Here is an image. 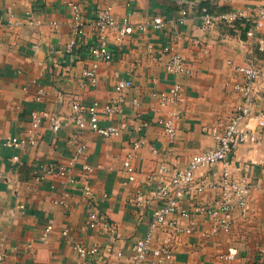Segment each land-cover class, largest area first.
Listing matches in <instances>:
<instances>
[{"label":"crops","instance_id":"1","mask_svg":"<svg viewBox=\"0 0 264 264\" xmlns=\"http://www.w3.org/2000/svg\"><path fill=\"white\" fill-rule=\"evenodd\" d=\"M70 2L80 3L88 21L100 9L111 6L119 23H151L160 16L165 27L148 25L146 31L120 39L117 31H111L109 48L114 57L97 62L88 52L90 45L98 44L88 24L87 44L73 50V58L67 51L72 39ZM259 3L261 0H0V139L24 134L34 111L64 117L59 132L42 121L37 146L26 143L19 149L0 148V264H80L77 243L101 248L93 264H131L133 247L146 234L156 207L155 202L152 207L137 206L136 190L148 188V178L160 164H167L170 171L184 169L193 155L215 145L204 127H223L241 102L234 85L242 82V75L233 65H244L254 58L264 67V50L259 49L256 39L246 36L248 27H204L202 9L253 12ZM183 8L189 15L181 24ZM257 37L264 39V22ZM172 46L185 62L184 71L178 74L166 67L171 54L165 48ZM95 62L97 86L82 85L83 71ZM121 80L132 84L122 93V110L100 117L101 126L118 127L121 133L104 138L78 129L73 103H109L119 96L116 86ZM176 85L182 87L177 101L163 103L161 94ZM257 88L256 112L264 110V75ZM40 89L44 94L36 100ZM163 120H172L173 139L165 132ZM252 125L256 123L252 121ZM136 141L144 143L134 151ZM79 144L86 145V151L70 165ZM129 154H133L137 169L134 182L127 180L123 170ZM231 157L252 183L248 212L235 211L229 232L214 233V222L202 216L194 220L191 233L154 231L152 246L163 242L172 245V264H248L241 260L243 255L258 264L264 237L250 255L238 247V241L254 239L255 231L264 236V129L257 143L240 145ZM48 165L66 166L67 176L54 174L36 180L35 170ZM84 165L91 170L85 171ZM222 170L220 163L200 168L195 184L219 181ZM83 185L91 186L93 202L113 232L88 227L90 206ZM218 197L216 189L198 192L192 186L184 203L189 206ZM180 222L184 227L192 226L188 219ZM50 224L52 230L45 238L44 230ZM230 251L237 254L232 262L224 259Z\"/></svg>","mask_w":264,"mask_h":264},{"label":"built area","instance_id":"2","mask_svg":"<svg viewBox=\"0 0 264 264\" xmlns=\"http://www.w3.org/2000/svg\"><path fill=\"white\" fill-rule=\"evenodd\" d=\"M72 12V18L69 21L72 33V39L67 45V51L74 58L75 50L83 48L87 43L86 26L91 24L97 37L98 44L88 47V52L97 62L99 60H111L114 54L109 48V34L111 31H117L119 39L133 34L135 31H146L149 26L155 29H163L165 21L162 17H155L151 23L131 24L127 21L119 23L112 12L111 6L97 11L94 19L86 20L80 3L70 2L68 4ZM189 10L181 9L179 23L184 24L188 18ZM201 20L204 27L213 26L225 29L239 30L236 26L242 28L248 27L246 36L250 39H256L259 49L264 50V39L257 37V31L264 22V0L258 4L256 10L249 12L244 9H235L229 12H210L208 8L202 9ZM149 25V26H148ZM240 32V31H239ZM86 37V38H85ZM150 49L152 48L149 46ZM74 50V51H73ZM165 52L171 54L166 67L173 73H181L185 69L184 58L172 47H166ZM95 62L91 67L85 69L82 73V85L96 87L99 82L98 65ZM235 70L242 75V82L236 83L234 89L240 94L241 102L232 114L230 120L223 126H205L204 131L211 135L215 140V145L206 151L193 155L184 169L170 171L167 164L162 163L156 171L149 176L148 188L137 189L135 200L137 206H154L149 220V227L146 234L139 238L133 247V257L131 264H172L174 259L173 247L168 242H163L159 246H152L153 232L163 230L166 232L191 233L196 218L202 216L214 222L213 232H229L233 226L234 213L239 210L245 215L249 210V196L252 183L249 178L242 174L243 167L235 166L231 154L242 144H255L259 140V134L264 129V110L255 111L257 101L260 98L258 84L264 75V67L254 58L244 65L234 66ZM131 82L121 80L116 86L119 96L109 103L100 104L94 101L92 104H83L74 102L73 120L80 130H90L101 137L110 138L121 133L115 126L103 127L100 125L101 116H110L122 110L125 103L123 92L131 87ZM182 91L181 85H176L168 93L161 94V101L171 104L177 101ZM44 91L40 89L36 100H40ZM136 105L137 100L135 101ZM48 121L54 132H59L63 127L64 117L48 111H34L31 115L30 124L26 127L22 135H10L7 138L0 139V148L19 149L26 143L31 146H37L39 141V128L42 121ZM252 121L256 126L252 125ZM161 124L167 135L173 139L175 137V128L172 120H163ZM143 141H136L133 144V150L137 151ZM86 151V145H77L71 159L70 165H74ZM133 154H129L123 162V170L129 182L136 180L137 169L132 163ZM222 164V177L216 182L202 181L195 184V173L203 167H212L216 164ZM85 171H90L88 165H84ZM264 171V162L262 164ZM68 170L66 166L54 165L38 167L35 170L36 180H41L47 175L58 174L66 177ZM192 186L196 187L198 192L205 189H216L219 191V197L210 202H200L186 205L184 200ZM84 197L90 209L88 212L87 225L93 230L104 228L106 231L113 232V226L99 213L94 204V194L91 186L83 185ZM68 193H64L67 197ZM190 220V227L182 226L180 219ZM52 230V224L44 230L43 236L47 238ZM63 235H67L64 230ZM76 252L80 259V264H93L95 257L100 253L101 248L96 245H85L77 243ZM237 257L234 251H230L224 256L226 261L232 262ZM258 264H264V241L259 247Z\"/></svg>","mask_w":264,"mask_h":264},{"label":"rangeland","instance_id":"3","mask_svg":"<svg viewBox=\"0 0 264 264\" xmlns=\"http://www.w3.org/2000/svg\"><path fill=\"white\" fill-rule=\"evenodd\" d=\"M229 64L232 65V63H229ZM255 232H256V234H255L256 236L254 239H249V240L244 239L242 241H238L241 243V245H238V247L243 248L244 252L248 253V255H250V252H251V254H253L256 251L258 244L260 243V241L264 237V236L261 237L260 234H262V233L259 234L258 231H255ZM229 247H230V245L227 248H229ZM241 260L247 262L248 264L253 263V260L245 257V255H243V257H241ZM253 264H256V263L254 262Z\"/></svg>","mask_w":264,"mask_h":264}]
</instances>
